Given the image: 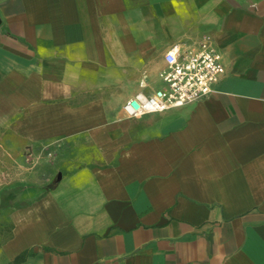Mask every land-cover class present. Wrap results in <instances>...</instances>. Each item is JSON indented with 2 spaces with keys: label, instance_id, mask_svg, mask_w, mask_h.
<instances>
[{
  "label": "crops",
  "instance_id": "1",
  "mask_svg": "<svg viewBox=\"0 0 264 264\" xmlns=\"http://www.w3.org/2000/svg\"><path fill=\"white\" fill-rule=\"evenodd\" d=\"M206 36L213 90L126 117ZM15 186L0 264H264V0H0V197Z\"/></svg>",
  "mask_w": 264,
  "mask_h": 264
},
{
  "label": "built area",
  "instance_id": "2",
  "mask_svg": "<svg viewBox=\"0 0 264 264\" xmlns=\"http://www.w3.org/2000/svg\"><path fill=\"white\" fill-rule=\"evenodd\" d=\"M163 60L165 67L159 72V77L166 87L149 94L137 93L124 101L122 110L126 117L161 112L201 99L213 90L214 83L225 70L222 54L207 36L197 48L166 51Z\"/></svg>",
  "mask_w": 264,
  "mask_h": 264
},
{
  "label": "rangeland",
  "instance_id": "3",
  "mask_svg": "<svg viewBox=\"0 0 264 264\" xmlns=\"http://www.w3.org/2000/svg\"><path fill=\"white\" fill-rule=\"evenodd\" d=\"M43 146L40 147V149L37 153L29 154L27 156V163H29L31 165H36L41 160H44V159H46L47 161H52L54 159L55 155H57V150L60 147V140L51 141L47 144H44ZM64 152L62 151L61 154ZM55 176H56V173H53V175L50 177V179L46 181V184L44 186L45 188H48L51 186ZM30 184H34V183H30ZM5 227L6 226L4 225L3 228H5Z\"/></svg>",
  "mask_w": 264,
  "mask_h": 264
},
{
  "label": "trees",
  "instance_id": "4",
  "mask_svg": "<svg viewBox=\"0 0 264 264\" xmlns=\"http://www.w3.org/2000/svg\"><path fill=\"white\" fill-rule=\"evenodd\" d=\"M21 186H15L11 189L2 191V195L0 197V207L7 206V205H13L15 204V197H16V190L17 188H20ZM23 187V186H22ZM9 191V192H8ZM28 254L27 251L21 252L16 259L13 261V264H17L20 261H22L26 255Z\"/></svg>",
  "mask_w": 264,
  "mask_h": 264
},
{
  "label": "water",
  "instance_id": "5",
  "mask_svg": "<svg viewBox=\"0 0 264 264\" xmlns=\"http://www.w3.org/2000/svg\"><path fill=\"white\" fill-rule=\"evenodd\" d=\"M60 177H61V173L58 172V173L56 174V176H55V178H54V180H53L51 186L54 185V184H56V183L59 181Z\"/></svg>",
  "mask_w": 264,
  "mask_h": 264
}]
</instances>
